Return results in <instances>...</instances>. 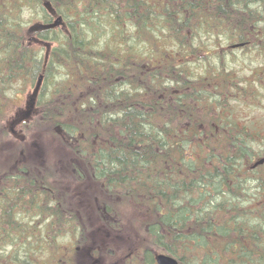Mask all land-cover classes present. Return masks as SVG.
Listing matches in <instances>:
<instances>
[{
    "label": "trees",
    "instance_id": "trees-1",
    "mask_svg": "<svg viewBox=\"0 0 264 264\" xmlns=\"http://www.w3.org/2000/svg\"><path fill=\"white\" fill-rule=\"evenodd\" d=\"M39 76L25 130L52 143L0 169V221H34L0 228V264L90 234L58 182H89L105 230L135 219L142 264H264V0H0V146Z\"/></svg>",
    "mask_w": 264,
    "mask_h": 264
},
{
    "label": "rangeland",
    "instance_id": "rangeland-1",
    "mask_svg": "<svg viewBox=\"0 0 264 264\" xmlns=\"http://www.w3.org/2000/svg\"><path fill=\"white\" fill-rule=\"evenodd\" d=\"M245 70L248 72V67H246ZM246 71H243L242 73H246ZM33 89L34 86H31L28 87L24 93L15 95L8 113L1 120L2 126L10 133L7 135L5 142L3 141V144L0 146V169H3L11 160L17 159L18 155H22L25 150L29 153V150L32 147L34 150L37 149V151L40 152V150L43 151L44 149L42 145L43 143H52V141L47 140L45 135L40 132H27L25 130L28 127L29 121L36 113L34 102L33 105H31ZM261 112V109L254 108L245 115H249L251 119H254L258 118L257 116L261 115ZM33 144H35V146ZM35 153L37 154V152ZM49 155H53V153L49 151ZM55 184L57 185L60 194L67 195L68 203L75 210L78 220L85 216L93 220L90 225V230H92L89 234V229H87L88 235L84 237V242L81 245L77 244L75 239L72 242V244L79 248L74 253L76 264H87L86 262L90 261L93 255L100 257V259H106V256H104L105 252L102 253L103 251H106L108 256L114 253L112 257L110 256L112 259L114 255L116 256L114 257L116 259L125 255H133L138 259V247L146 242L145 239L147 236L144 230L139 228V223H137L135 219H132L127 225L119 227V223L120 226H122L124 219L118 218L112 212L111 215L114 220L113 223L115 224L112 227L114 228H108L105 230L101 228L104 225L94 209L99 212H109L106 210L108 209V204L105 205L100 202L102 204L98 208V204L95 200V195L98 192H92V189L89 187V182H58ZM59 193L58 195L60 196ZM72 194L77 197L75 202L71 200ZM87 196H90V199L84 202L82 198H87ZM66 200L64 199L63 201ZM106 218L109 219V217ZM96 226L99 227L95 228ZM134 226L135 228H133ZM124 228L126 230H124ZM64 240H66V238ZM67 243L69 244L70 241ZM67 243H60V247L57 246L53 253H55L56 256L60 255L63 257L66 255L68 257V251H64L61 248L62 245L66 246ZM97 246H99V248H97ZM120 247H123L122 251L119 249Z\"/></svg>",
    "mask_w": 264,
    "mask_h": 264
},
{
    "label": "flooded vegetation",
    "instance_id": "flooded-vegetation-1",
    "mask_svg": "<svg viewBox=\"0 0 264 264\" xmlns=\"http://www.w3.org/2000/svg\"><path fill=\"white\" fill-rule=\"evenodd\" d=\"M26 208H29L28 205H26ZM20 220V221H19ZM19 222L22 226L24 227L25 225V229L30 230L33 229L34 227L32 225H34V221H24L22 219V214L19 215V217L15 220L13 219H6V220H1L0 221V228L4 226L5 229L10 230L15 224V222ZM33 249L29 250H24V251H20L18 256L16 257V259L18 261H14V260H10L9 262H6V264H39V255H38V249L37 247H32ZM65 248V249H63ZM79 249L77 246H75L74 244H72V242H70L69 244L67 243L66 246H62V250L64 251H68L69 256L67 257L66 255L61 257L60 255L57 257L56 256V260H54L52 263L50 262V264H76V259L74 258V253L75 251ZM114 253H112L113 255ZM112 255H110L112 257ZM155 255V254H154ZM116 257L115 255L112 258L107 259H100V257L93 255V257L90 259V261H87V264H142V259L140 257H138V259L133 256V255H125V256H121L118 259L114 258ZM107 261V262H106ZM146 264H157L155 261V256H154V261L153 263H146Z\"/></svg>",
    "mask_w": 264,
    "mask_h": 264
},
{
    "label": "water",
    "instance_id": "water-1",
    "mask_svg": "<svg viewBox=\"0 0 264 264\" xmlns=\"http://www.w3.org/2000/svg\"><path fill=\"white\" fill-rule=\"evenodd\" d=\"M44 5L46 6V8L49 11H51V7H50L48 2H45ZM62 24H63L62 17L61 16H57L51 22L35 23V24L30 26L29 30L30 31L45 30V29L58 27V26H60ZM236 45H239V44H236ZM236 45H234V46H236ZM41 81H42V76H39V78H38V80L36 82V85H35V87L33 89V92H32L31 105H33V102L35 101V97H36V94H37V92L39 90ZM263 162H264V157L259 158L258 160H256L252 164V167H255V166L259 165V164H262ZM155 259H156L157 264H178V260L175 257H173L171 255H168L166 253H158V254H156Z\"/></svg>",
    "mask_w": 264,
    "mask_h": 264
}]
</instances>
